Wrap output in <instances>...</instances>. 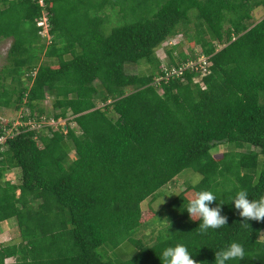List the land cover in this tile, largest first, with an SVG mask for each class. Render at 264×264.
<instances>
[{
	"label": "trees",
	"instance_id": "trees-1",
	"mask_svg": "<svg viewBox=\"0 0 264 264\" xmlns=\"http://www.w3.org/2000/svg\"><path fill=\"white\" fill-rule=\"evenodd\" d=\"M44 1L0 0V42L13 40L0 109L29 123L0 152V225L14 220L21 241L0 245V264H162L177 244L215 264L232 242L245 254L226 264H264V221L243 225L232 203L241 190L264 195V17L254 21L264 0ZM44 14L50 40L37 26ZM178 37L190 54L170 47L162 68L157 50ZM200 55L212 63L204 88L189 69L156 81ZM143 64L146 73L127 72ZM62 119L67 131L43 124ZM11 128L0 123V137ZM185 170L201 179L145 219L144 203ZM201 190L227 225L199 230L187 206ZM166 210L154 239L139 238ZM125 245L133 256L113 258Z\"/></svg>",
	"mask_w": 264,
	"mask_h": 264
},
{
	"label": "rangeland",
	"instance_id": "rangeland-1",
	"mask_svg": "<svg viewBox=\"0 0 264 264\" xmlns=\"http://www.w3.org/2000/svg\"><path fill=\"white\" fill-rule=\"evenodd\" d=\"M264 17V9L263 8H258L254 12V21L258 22ZM115 25L114 27L117 26H122L125 24V21H122L120 19H115ZM45 37L48 39L49 36L45 34ZM12 39H6L0 42V69L6 64L7 62V55L9 52V49L12 44ZM170 47H179V51H184L187 54H190V44L184 41L182 37H178L175 39H171L170 41L164 43L158 50H157V55L162 63L161 67L166 68L167 63H168V55L166 53L167 50L170 49ZM198 49V48H197ZM201 50V49H200ZM199 50V51H200ZM178 51V52H179ZM177 55V52H175V56ZM147 68L146 66L139 65L136 67H128L127 72L129 73H141L144 74L146 73ZM196 80H201V77H198ZM44 107L46 108L47 111H51V100L48 99L44 102ZM22 116V112H16L14 110H7V109H0V123L2 124H7V123H12V127H14L15 124L20 121V118ZM70 117V116H69ZM70 119V118H69ZM60 124H66V120H59ZM44 125H50L55 128L57 123H55L52 120H45L43 123ZM72 127H75L74 124H71ZM226 147H220L219 149L213 150V153L218 155L221 152H223ZM244 152H249L251 151V148L245 147L243 149ZM21 175L18 170H13L10 171L7 174V180L11 181L14 184L20 183ZM201 179V176L194 173L191 170H185L180 177L176 180L174 184H171L165 188H163L159 194V197L156 200H152L151 198L148 199L144 205V212L145 214V219L151 218L152 215L148 214V212L153 209V210H160L163 206L168 204L173 197H176L181 191L185 189V185L189 182H193L192 180H197V182ZM18 195H20V190H18ZM169 217L168 210H166L164 213L158 215V217L155 219V221L152 222L150 227L148 229H145L142 233L138 234V237L141 239H144L147 242H150V240H153L155 235H157L158 230L161 227H165L163 225H167L169 221L167 220ZM170 218V217H169ZM163 219L166 221H163ZM264 235V232H263ZM20 240L18 238V231L16 228V224L14 220L6 221L0 225V245L3 246H15L20 244ZM134 254V249L130 247L129 245L123 246V252H114L113 258L121 259V260H126L128 258H131ZM8 262H13L12 259L7 260Z\"/></svg>",
	"mask_w": 264,
	"mask_h": 264
},
{
	"label": "clouds",
	"instance_id": "clouds-1",
	"mask_svg": "<svg viewBox=\"0 0 264 264\" xmlns=\"http://www.w3.org/2000/svg\"><path fill=\"white\" fill-rule=\"evenodd\" d=\"M214 202H216L215 197L211 191L201 190L196 192L195 198L188 203L187 212L191 219L202 217V223L199 226L201 232L227 225L228 218L221 215V207H210ZM232 203L239 210L240 216L244 218L243 225L248 226V220L264 221V195L257 200H250L247 191L241 190ZM244 254L243 245L232 242L227 248L215 252V264H226V261L237 258L243 259ZM161 260L162 264H197L183 244L166 248Z\"/></svg>",
	"mask_w": 264,
	"mask_h": 264
},
{
	"label": "built area",
	"instance_id": "built-area-1",
	"mask_svg": "<svg viewBox=\"0 0 264 264\" xmlns=\"http://www.w3.org/2000/svg\"><path fill=\"white\" fill-rule=\"evenodd\" d=\"M38 2L41 5V7H43V8L45 7L46 4H45L44 0H38ZM37 26L40 29L39 33L41 35H43L45 37V34H47V36H49V34H48L49 19H48L47 14H44L42 16V19L38 22ZM49 39H50V36H49ZM211 66H212V63L209 62V57H205L204 55H200L196 60L189 62L188 64H186L183 67L173 68L171 71H168L165 76L158 78L156 81L161 82L163 80H168L174 76L180 77L185 70L189 69V70H191L197 74L194 77V83L195 84L198 83L204 88V84L202 82V79L211 73ZM198 77H201V80H196ZM54 122L57 123V125L55 126V128H57L58 125L60 124V122L59 121H54ZM28 124L23 123L22 121H18V123L15 124L14 127H12L11 129H8L6 131V134L0 137V152L6 149V147H5L6 141L9 137L14 135L15 130L18 131V128L20 126H23V125L27 126Z\"/></svg>",
	"mask_w": 264,
	"mask_h": 264
},
{
	"label": "water",
	"instance_id": "water-1",
	"mask_svg": "<svg viewBox=\"0 0 264 264\" xmlns=\"http://www.w3.org/2000/svg\"><path fill=\"white\" fill-rule=\"evenodd\" d=\"M61 126H62L64 131H67V125L66 124H62Z\"/></svg>",
	"mask_w": 264,
	"mask_h": 264
},
{
	"label": "crops",
	"instance_id": "crops-1",
	"mask_svg": "<svg viewBox=\"0 0 264 264\" xmlns=\"http://www.w3.org/2000/svg\"><path fill=\"white\" fill-rule=\"evenodd\" d=\"M50 40V39H49ZM135 67V66H134ZM22 112V111H21ZM22 117V116H21Z\"/></svg>",
	"mask_w": 264,
	"mask_h": 264
}]
</instances>
